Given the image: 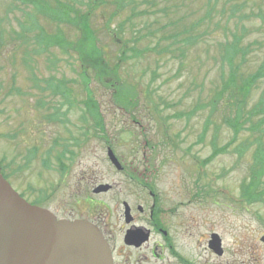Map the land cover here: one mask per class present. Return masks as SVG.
Returning a JSON list of instances; mask_svg holds the SVG:
<instances>
[{"label": "rangeland", "instance_id": "374dc122", "mask_svg": "<svg viewBox=\"0 0 264 264\" xmlns=\"http://www.w3.org/2000/svg\"><path fill=\"white\" fill-rule=\"evenodd\" d=\"M135 3L137 15L125 24L119 40L112 35L129 8L108 24L98 11L92 23L106 53L116 55L122 43L142 53L120 63L117 87L102 85L89 72L86 93L76 53L58 47L40 51L34 40L41 28L54 32L55 24L30 2L0 0V161L15 170L13 186L33 199L44 197L58 215L84 216L115 227L124 222L123 201L148 208L151 197L114 168L99 138L103 133L120 162L123 156L129 169L156 190L179 249L204 264H264V202L248 203L240 193L241 184L249 181L254 145L241 157L233 149L253 135L242 131L236 144L206 161L212 141L222 146L232 136L223 122L228 106L224 99L213 102L229 70L222 44L233 39L232 33L241 35L239 46L252 47L241 72L257 68L264 59V0ZM185 30L195 34L194 42L183 43ZM240 61L239 54L235 62ZM58 80L69 86L73 106L47 87ZM118 87L124 90L122 100L132 104L118 101ZM263 88L264 79L252 89L246 107ZM87 96L97 101L102 133L86 111ZM59 105L61 120L51 118ZM57 158L66 167L63 172ZM100 183L113 187L93 193ZM212 232L222 240L224 251L218 258L206 248Z\"/></svg>", "mask_w": 264, "mask_h": 264}, {"label": "trees", "instance_id": "16d2710c", "mask_svg": "<svg viewBox=\"0 0 264 264\" xmlns=\"http://www.w3.org/2000/svg\"><path fill=\"white\" fill-rule=\"evenodd\" d=\"M25 2L32 3L42 17L55 24L54 32H46L41 28L35 34L34 40L41 46L40 51L58 47L63 51L75 52L81 64L80 74L87 90L86 93L89 91L87 88L89 72L93 73L102 85L117 87L120 83L118 76L120 63L142 53L141 50L126 43L120 45L116 55L112 56L110 53H106L100 43L99 32L92 23L98 11L108 24L115 17L121 15L120 11L129 8L130 14L123 16L118 22L115 34L112 35L113 40L115 38L119 40L125 24L132 22L131 18L137 15V12H134L135 0H25ZM61 25H65L66 32ZM69 29L74 32L73 36L67 34ZM185 33V38L182 39L183 43L194 42L195 34L190 30H185ZM232 35L233 39L230 42L225 41L222 44L223 58L227 60L229 70L227 76L222 80L221 89L216 93L217 99L213 101L216 104L219 100L224 99L223 103L228 106L230 114L223 117V122L231 128L232 136L222 146H217L212 141V153L206 158V161L208 162L217 154L227 151L229 147L236 144L242 131L250 132V135H253L251 141H242L234 145L233 148L238 157H241L251 145H254L251 153L252 164L249 166V181L241 184L240 193L248 203L264 202V88L256 102L252 106L246 107L252 89L264 79V59L254 71L243 75L241 62L244 61L245 55L251 51L250 45L246 48L240 47L241 35L238 36L235 33ZM23 43H26L25 38ZM239 54L241 61L236 63L235 59ZM47 87L52 94H61L64 102L73 106L70 88L64 80L49 83ZM115 90V95L120 103L132 104L130 99L122 100L121 94L124 90L119 87ZM84 105L87 113L93 119V126L102 127L97 101L87 96ZM54 107L55 111L50 117L61 120V115H64V112L60 110V105ZM82 120L85 121L86 117L82 116ZM76 143L78 144L79 141L76 140Z\"/></svg>", "mask_w": 264, "mask_h": 264}, {"label": "water", "instance_id": "95a60500", "mask_svg": "<svg viewBox=\"0 0 264 264\" xmlns=\"http://www.w3.org/2000/svg\"><path fill=\"white\" fill-rule=\"evenodd\" d=\"M108 157L122 166L112 150ZM109 184L93 191H107ZM126 213H128V205ZM264 242V236L260 238ZM209 247L222 254L221 238L212 233ZM0 264H113L100 230L85 219H57L46 208L30 204L0 174Z\"/></svg>", "mask_w": 264, "mask_h": 264}, {"label": "flooded vegetation", "instance_id": "af4514ba", "mask_svg": "<svg viewBox=\"0 0 264 264\" xmlns=\"http://www.w3.org/2000/svg\"><path fill=\"white\" fill-rule=\"evenodd\" d=\"M103 139L106 149L110 148L111 146L108 142V138L102 136V140ZM133 151L136 153L134 149ZM124 161L123 156H121V162ZM125 164L127 163L124 162V168L121 171L123 173V178L134 186L144 187L151 197V204L148 209L147 207L144 208L141 203L127 202L130 209L129 219L124 217V222L115 227L108 226L99 220H92L84 216L71 217L69 215H58L57 212L45 205L44 202L46 199L44 197L37 196L33 199L28 196L27 193L24 194L13 186L10 177L15 170L9 171L1 161L0 173L29 203L50 209L57 218H83L96 225L109 245L113 264H204V261L199 259L197 255H192L178 248L172 235L170 225L164 221L162 213L165 211L162 210L160 200L157 199L156 190L151 183L142 180L134 170L131 171L129 169L130 165ZM109 191H106V193ZM124 202L125 201H123L122 204ZM144 205L147 206L146 204ZM205 241L206 248L210 255H215L217 258L220 257L219 254L215 253V251L209 247L210 235Z\"/></svg>", "mask_w": 264, "mask_h": 264}]
</instances>
